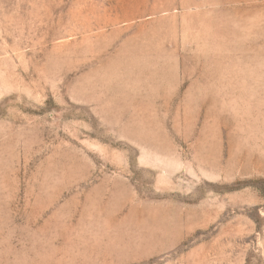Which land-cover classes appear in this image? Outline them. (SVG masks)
I'll return each mask as SVG.
<instances>
[{
  "label": "rangeland",
  "instance_id": "374dc122",
  "mask_svg": "<svg viewBox=\"0 0 264 264\" xmlns=\"http://www.w3.org/2000/svg\"><path fill=\"white\" fill-rule=\"evenodd\" d=\"M0 264H264V0H0Z\"/></svg>",
  "mask_w": 264,
  "mask_h": 264
}]
</instances>
